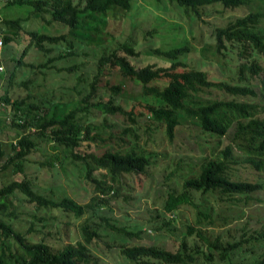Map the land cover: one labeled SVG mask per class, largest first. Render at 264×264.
<instances>
[{
	"label": "trees",
	"instance_id": "obj_1",
	"mask_svg": "<svg viewBox=\"0 0 264 264\" xmlns=\"http://www.w3.org/2000/svg\"><path fill=\"white\" fill-rule=\"evenodd\" d=\"M3 1L6 6L28 7L30 15L41 18L48 15L46 24L55 22L68 29L66 33L51 34L27 29L28 16L13 19L0 17L1 26L14 29L15 35L21 33L27 38L19 56L13 59L15 68L35 66L23 61L30 48L45 56L58 50L57 55L47 57L36 65L41 69L54 68L55 60L70 59L75 55L74 39H90L91 33L99 35L108 15L115 22L122 18L118 16L119 11L126 14L133 7V0ZM251 1L168 0L198 19L201 10L206 7L220 5L225 10H233ZM261 1L264 3V0ZM263 18L264 11H254L229 19L224 25L213 26L211 36L216 51H236L241 60L231 81L218 79L207 70L190 66L185 60L190 48L184 43L164 49L151 48V54L163 58L164 65L135 64L134 61L140 60V52L131 38L109 52L102 51L95 62L88 91L77 102L37 101L30 93L25 97L12 98L11 87L17 85L29 89L34 80L27 78L15 84L14 70L9 72L7 86L0 92V107H5L9 124L19 131V135L6 144L9 149L7 154L0 142V159L5 156L2 169L11 166L14 174L21 178L0 187V264H99L92 247L109 234L115 245L107 243L106 246H117L120 255L129 264H264V222L256 229L241 227L238 235L225 236L187 224L181 239L174 246L163 239L161 233L154 240L142 242V228L117 224L109 215L110 208L107 212L101 211L106 204L117 199L118 189L126 176L135 178L146 174L148 168L159 164V158L162 161L167 159L166 152L148 151L137 144L140 139L137 129L142 120L146 122L149 119L151 126L146 125L142 134L152 138V141H156L154 138L157 137L171 143L181 118L195 121L201 131L211 136L227 134L245 153L242 162L247 168L264 171V115H259V108L264 110V104L249 100L256 95L250 79L263 70L259 63V57L264 55V28L260 25ZM14 34L5 33L2 43L10 44L15 39ZM76 68L74 63L54 70L71 72ZM105 70H116L122 78L139 83L142 99L126 107L122 103V84L99 83ZM108 88L109 95L101 91ZM212 90L217 91L218 96L210 94ZM94 116H100L101 121L96 123ZM108 117L121 118L131 125H125L119 133H115V125L107 122ZM152 132L160 135L154 136ZM125 136L128 141H125ZM45 141L62 147L70 160L82 164L85 179L95 192L89 202L80 204L68 196L58 198L43 194L25 176V163ZM96 144L108 146L100 151ZM43 156L38 164L47 168H54L61 160L56 153ZM236 163L230 144L216 154L201 158L198 165L182 179L180 191H167L162 205L164 211L174 213L181 206H189L194 210L196 223L201 224L213 221L214 209L206 203L207 195L248 203L252 194L262 189L263 185L246 175L242 176L235 167ZM16 194L23 195L24 201L35 210L49 214L48 218L34 215L35 219L43 221V226L49 224L48 220L56 221L54 211L81 219L78 225L81 239L64 244L50 242L44 237L34 240L28 236L38 230L33 224L25 232L17 230L7 220L14 215L9 210ZM166 224L163 221L155 230L161 231ZM192 233L199 237L201 243L190 239ZM117 238L120 242L115 243Z\"/></svg>",
	"mask_w": 264,
	"mask_h": 264
},
{
	"label": "rangeland",
	"instance_id": "obj_2",
	"mask_svg": "<svg viewBox=\"0 0 264 264\" xmlns=\"http://www.w3.org/2000/svg\"><path fill=\"white\" fill-rule=\"evenodd\" d=\"M182 10V7L170 3L168 0L163 2L133 0V7L130 12L126 14L121 11L118 12V16L122 17L120 20L116 19L113 22V17L108 15L107 20H104V25L100 28L99 35L91 33L90 39H74L75 55L70 59H60L53 62L54 68L77 64V68L71 72L65 70L55 72L54 68L41 69L37 67L36 65L44 62L47 57L57 55L58 50H53L45 56L33 48L28 50L23 61L35 66L33 68L25 66L15 68L13 59L19 56L27 38L21 33L15 35L14 29L9 30L0 24V39L5 33L15 35V39L10 44L2 43L0 46V92L7 86L9 72L14 70L15 84L27 78H32L34 81L28 86L29 89L17 85L11 87L12 98L25 97L30 93L37 101L44 99L62 103L70 100V102H77L88 91V85L93 80L95 72V62L102 51L109 52L129 38L136 43V50L140 52V60L134 61L135 64L155 63L164 65L166 64L164 59L159 56L154 57L151 54V48L164 49L184 43L188 44L190 48V52L185 58L190 66L207 70L218 79L227 81L234 79L235 71L241 60L236 51L233 53L230 50L223 53L216 51L215 42L211 36L213 26L224 25L229 19L249 12L264 11V3L261 0H252L249 4L233 10H225L220 5H214L202 9L199 19L193 18L191 13H184ZM26 16H28L27 25L25 24L27 29H38L40 32L51 34L68 31L66 27L55 22L46 24V21L49 20L48 15H45L44 18L38 15H30L28 7L6 6L4 1L0 0V17L13 19ZM260 25L264 28V18ZM112 29L114 30L112 31ZM259 63L263 70L250 79L256 95L249 100L264 104V55L259 57ZM100 79L101 85L122 84V103L126 107H130L142 99L140 84L122 78L116 70H105ZM108 89L101 91H106L109 95L110 88ZM210 94L218 96V92L215 90H212ZM2 107H0V142L3 143L5 154H7L9 149L6 144L14 141L18 137L19 131L9 124L8 113L4 109L5 107ZM259 110L261 111L259 115L263 116L264 110L262 108ZM90 118L92 119V117ZM93 120L98 123L101 121V117L94 116ZM148 120L146 122L140 121L137 129L140 139L137 144L146 147L148 151L166 152L167 159L162 161L159 158V164L148 168L146 174L138 175L135 178L126 176L123 185L118 189L117 199L106 204L105 208L101 210L102 212H107V209L110 208L109 215L115 219L117 224L142 228V242L154 240L156 235L161 233L163 239L173 243L174 246L181 239L187 224L205 228L207 231L213 230L223 236L238 235L241 232L239 230L241 227L250 229L260 227L264 222V171L247 168L246 163L242 162V158L246 156L245 153L237 148L229 135L211 136L207 132L201 131L195 121L181 118V124L178 126L171 143L157 137L154 138L156 141H152V138H147L142 134L146 125L150 124ZM107 122L115 125L113 128L115 133H119L123 126L131 125L128 121L118 117H108ZM153 135L160 134L153 133ZM125 141H128L126 136ZM226 144L232 146L237 161L235 167L239 169V173L262 183L263 188L253 193L248 203L234 202L225 197L219 198L217 195H207L206 203L214 209L211 223L203 221L201 224H197L194 210L189 206H181L174 213L164 211L162 205L167 191L170 189L180 191L181 181L188 171L198 165L201 158L220 152ZM112 145L117 144L112 143ZM95 146L102 151L108 145L96 144ZM51 153L58 154L61 159L60 162L54 168L40 166L38 161L43 160V155ZM4 163L5 156L0 159V187L14 179L21 178L20 175L14 174L11 166L2 169ZM24 173L37 191L52 197L68 196L80 204H85L95 194L94 187L85 179L82 164L70 160L62 147H58L49 141L43 142L30 155L29 160L24 165ZM9 211L13 212L14 215L12 214L7 220L13 223L17 230L25 232L32 224L35 229H38L28 234L31 239L39 240L44 237L50 242L60 241L62 244L74 243L81 239L78 228L81 219L54 211L57 216L56 221L48 220L49 224L43 226V221L35 219L34 215L48 218L49 214L43 210H35L33 206L24 201L21 194L14 196L13 205ZM95 220L98 219L95 218ZM163 221L167 224L163 225L161 231L155 230L156 226L162 225ZM54 222L56 223L54 224ZM167 229H172V231H167ZM110 235L103 237L102 241L92 247L94 254L99 258V264H129L120 255L117 246H106L107 243L115 245ZM191 237V240L201 243L195 233H192ZM118 242L120 241L117 238L115 243Z\"/></svg>",
	"mask_w": 264,
	"mask_h": 264
},
{
	"label": "built area",
	"instance_id": "obj_3",
	"mask_svg": "<svg viewBox=\"0 0 264 264\" xmlns=\"http://www.w3.org/2000/svg\"><path fill=\"white\" fill-rule=\"evenodd\" d=\"M2 45V39H0V46ZM0 69H1V67H0Z\"/></svg>",
	"mask_w": 264,
	"mask_h": 264
}]
</instances>
